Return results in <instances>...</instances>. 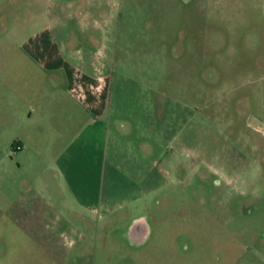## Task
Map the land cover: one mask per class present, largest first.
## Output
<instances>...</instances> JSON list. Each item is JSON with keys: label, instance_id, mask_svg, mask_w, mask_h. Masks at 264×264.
Here are the masks:
<instances>
[{"label": "rangeland", "instance_id": "obj_1", "mask_svg": "<svg viewBox=\"0 0 264 264\" xmlns=\"http://www.w3.org/2000/svg\"><path fill=\"white\" fill-rule=\"evenodd\" d=\"M206 2L0 0V174L17 179L0 180V239L15 241V264H264V0ZM83 74L109 82L110 130L95 143L112 212L81 225L40 150L22 167L10 158L20 137L46 144L56 120L71 129L83 108L66 84ZM141 216L152 234L137 248L121 235ZM71 224L92 235L72 254L60 238Z\"/></svg>", "mask_w": 264, "mask_h": 264}, {"label": "crops", "instance_id": "obj_2", "mask_svg": "<svg viewBox=\"0 0 264 264\" xmlns=\"http://www.w3.org/2000/svg\"><path fill=\"white\" fill-rule=\"evenodd\" d=\"M47 54L50 64H54L56 59H53L50 52H47ZM51 60L53 63H51ZM56 66L59 65L57 64ZM72 77L73 79L66 84V92L70 94V97L74 99V102H77V104L83 108V111L81 112L78 110L79 112L77 113H75V111L74 113H70L68 126H71V129L67 130L64 127L65 125L67 126V121L64 123L63 121L59 120L58 122L56 120L55 125L53 126V128L56 129L50 132V141L46 144L41 141L31 143L30 140H25L24 136L20 137L18 138L15 146L17 148L20 147L21 149L17 151L22 153L18 154L15 159H10L11 161H18L19 167H22L27 163L25 157L23 156L24 153H26L27 157V151L40 150V153L43 154L44 163H47L45 166H42V172H46L49 168L51 170L58 171L64 181L68 182L66 190L67 193L63 194V196L67 195V200H69L72 204L71 207H69L70 211H72L70 214H77L78 223L82 225L83 223H89L91 221V216L94 217L95 215H98L99 219L103 220L104 217L109 216L112 212L111 205L103 208V201L99 197L100 190L97 183L101 180L102 176L105 175L106 168L103 160V145L101 146L99 143H95V137L98 135L97 132L99 133L104 131L107 136L110 130L107 123H105L104 120H101L104 118L105 114V112H102V109L104 108V104L107 103L106 97L108 95L109 82L107 79L103 78H99L97 82L96 80L91 79L88 75L85 76L84 74L79 77ZM96 87H99V89L104 87V90L98 94L96 93L98 91V88ZM47 116L48 114L45 113L44 118H47ZM80 116L84 118V124L78 128V125L81 122H79ZM28 118L31 120L33 118V114H31ZM49 118H51V123H54L52 119L57 117L52 114ZM116 123L118 132L126 133L127 125L121 122ZM36 137H39V134H36ZM112 148L113 146L111 147V150ZM107 149L110 151L109 146H107L106 150ZM9 163V158L0 159V166H6ZM3 174L7 173L5 172ZM3 174H0L1 181L10 183L14 180L13 182H17L16 177L11 181L10 173H8L7 177ZM42 174L37 177L38 183L45 181L44 178H42ZM26 181L27 180H22V182H20L18 180L20 184L23 183L21 189L25 192L32 191L33 184L27 183L25 188ZM7 187L9 191L11 184H8ZM44 188L47 191L49 186L45 185ZM1 189L2 186L0 183V191ZM63 192L65 191L63 190ZM59 203L61 206L63 205V207L66 208L64 205V203H66L65 200H61ZM53 209H55L56 213L58 211V214L60 215L57 219V223H70L65 216L66 214H64L60 208ZM8 210L11 211V214H15L16 212H14L16 209L11 206V204H9ZM91 236V234L87 235V233L82 229L80 230V228H75V225L72 224L69 229H67L66 233L62 232L60 234L61 244L69 249L70 254L75 252L76 249H78L81 244H84ZM6 241L7 240L4 241V239H0V246L2 249L5 248L3 253L0 252V264H15L17 255L14 252H11L12 246L14 247L15 245L10 243L12 240H8V244ZM12 242L15 243V241ZM27 244L38 246L40 249L42 247H40V244L36 243L32 236H28L27 241H22L23 246H26Z\"/></svg>", "mask_w": 264, "mask_h": 264}, {"label": "flooded vegetation", "instance_id": "obj_3", "mask_svg": "<svg viewBox=\"0 0 264 264\" xmlns=\"http://www.w3.org/2000/svg\"><path fill=\"white\" fill-rule=\"evenodd\" d=\"M68 1L71 2L73 0H68ZM183 1H185V4H187V3H193L196 0H183ZM226 1L227 0H207L206 4L216 3L217 5H223ZM19 149H21V148L20 147L17 148L16 146L14 147V150H16V151ZM215 182L219 185H222V181L220 182V181H218V179ZM141 217H144L146 219V223L144 225L145 226L144 228L132 229V223H133L132 222L131 224H129L127 229L121 235L122 239H125L127 241V243H129L131 246H134L137 248H142V247L146 246L147 243L149 242L151 234H152L151 226H150V222H149V217L148 216H141ZM141 217H138V218H141ZM173 239H174V241H176V235L173 237ZM103 240L106 241V238H103ZM189 248H190V246H183L182 251L188 252ZM75 252H73V253H75ZM254 257L259 261V262L256 261L255 262L256 264H262L261 262L263 261L262 260L263 257L261 255L255 254Z\"/></svg>", "mask_w": 264, "mask_h": 264}, {"label": "water", "instance_id": "obj_4", "mask_svg": "<svg viewBox=\"0 0 264 264\" xmlns=\"http://www.w3.org/2000/svg\"><path fill=\"white\" fill-rule=\"evenodd\" d=\"M145 223H146V219L144 217H141V218H138L136 220L133 221L132 223V229H135V228H144L145 226Z\"/></svg>", "mask_w": 264, "mask_h": 264}]
</instances>
